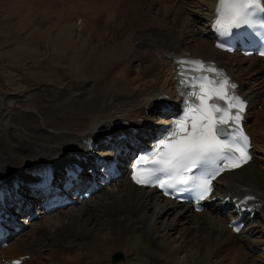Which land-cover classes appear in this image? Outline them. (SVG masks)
Wrapping results in <instances>:
<instances>
[{"label":"bare ground","instance_id":"1","mask_svg":"<svg viewBox=\"0 0 264 264\" xmlns=\"http://www.w3.org/2000/svg\"><path fill=\"white\" fill-rule=\"evenodd\" d=\"M70 1L81 4V6L84 4L93 12L96 10L109 12L112 15L119 14L116 6L119 0ZM2 2L15 12L23 10L20 0H2ZM155 3H159L161 10L171 12L170 10L175 8L173 5L179 4V0H133L123 3L120 9V13L128 18L125 23L128 32L122 42L126 46L128 43H134V51L129 55L132 58H126V65L121 63L119 66V71L126 70V74L122 75L123 79L117 75L115 76L116 81L96 77L94 86L91 85L93 87L92 98L88 99V94L86 96L88 100L85 102L77 97L71 100V96H68L69 101L60 99L48 106L39 94L25 100H16V98L9 104L1 105L0 103V119L7 122V127L0 129L1 183L6 184L15 180L40 181L41 177L35 173L33 168L31 169L33 165L49 167L52 171H57L62 168V165L76 161L80 157L90 160L87 151L86 154H80L77 150L86 140L100 142L99 140L107 134H115L119 131L116 125L125 122L136 124V119H142L157 110L160 97L171 91L173 93L174 90L176 92V83L169 82L167 79L169 77L165 74H169L173 81L176 70L182 66L178 65V61L203 59L226 68L225 70L229 71L233 78L241 84V93L245 94L251 106L257 107L256 117L250 125L255 127L253 134L261 132V138L264 140V72L262 75L257 74L264 70V64L260 59L243 58L236 54L229 55L219 52L209 39V42L197 39L198 43L189 40L188 45H184L182 39L186 34L184 30L187 26L186 19L181 24L180 31L176 27L180 25L178 19L182 18L181 10L176 11L177 15L174 19L171 18V21L168 20L167 12L162 11V14L157 11L158 16H162L163 31L154 32L150 22L153 14H156L152 10ZM217 4V0L207 2L208 24L213 20ZM168 21L171 22L170 27H173L170 31L166 30ZM85 24V29L77 35L84 34L86 30L90 31L91 24L88 22ZM62 25L59 26L61 33L53 37L55 47L66 52L70 46L76 47L80 44L81 47L76 51L83 55L87 40L78 38L79 40L75 41L76 35L73 31H69L70 27ZM82 27L83 24L81 29ZM135 29H138V33H134ZM98 30L94 28L92 31L95 38ZM86 35L88 42L90 41L89 45H92L94 37L91 38L87 33ZM208 37L211 39L212 35ZM102 38L104 37L101 35V41ZM133 59L141 63L138 74L136 70L132 71L136 67L132 65ZM163 74L167 77L166 79ZM249 82L257 84L249 85ZM49 92L51 93L50 90ZM58 94L63 95L61 92ZM80 98L84 100L85 97L80 96ZM64 101L66 103L62 104ZM39 103L41 105L37 107ZM72 104L76 106L69 108ZM250 115L255 114L251 112ZM8 117L11 119H7ZM23 118H26L27 122L23 121ZM19 126L22 129H19ZM142 127L154 129L150 125H142ZM149 133V131L144 133L145 139L140 142L145 143L146 138L150 136ZM257 142L261 141L257 139ZM78 143L81 145L79 144L77 148ZM256 147L258 150V145ZM261 148V153H264V142ZM262 160L256 157L247 167L225 175L219 185L222 189L215 193L216 197L221 198L218 203H222L228 197H239L246 190L257 193L264 203V160ZM116 186L121 188L117 189L116 195L108 193L111 188L107 190L108 194H104L106 191L103 193L100 203L90 206L88 203L94 199L91 198L82 205L80 210L69 214L67 216L69 218L66 217L65 221L63 218L46 219L49 221L47 225L38 226L40 230H34L36 232L33 231L32 234H23L17 243H11L2 254L12 259L30 255L32 259L48 252L51 264H106L108 256L110 257L112 252L119 250L126 251L131 256L127 264H254L255 262L264 264L261 254L264 251L262 231L264 206L261 208V213H258L262 222L257 227L261 229L262 236L259 241H253L248 236L238 237L229 231L226 227L229 220L216 219L209 213H191L190 207H182L176 211L172 203L162 200L152 191L131 185L127 179ZM33 205L37 207L38 204ZM61 212L56 214L60 215ZM170 216L174 219L169 224L163 225L161 221ZM184 221L188 222L189 227L183 229V232L180 230L183 235H181L182 242L180 240L181 244L178 247L172 246L168 237L166 239L160 237L159 241L153 238L155 234L156 237L158 235L156 225L161 223L162 228L170 234L178 232ZM47 242H49L48 247L40 245L42 243L45 245ZM249 249L257 255L251 253ZM181 254L184 255L182 259L179 257ZM254 256L256 259L253 258ZM215 258L219 259L217 263L212 261ZM25 264L32 263L27 261Z\"/></svg>","mask_w":264,"mask_h":264},{"label":"rangeland","instance_id":"2","mask_svg":"<svg viewBox=\"0 0 264 264\" xmlns=\"http://www.w3.org/2000/svg\"><path fill=\"white\" fill-rule=\"evenodd\" d=\"M20 1L22 2L23 10L19 12L18 11L15 12V10H12L6 5V3H3L2 0H0L1 2L0 3V103L1 105L9 104L10 101H14V99L16 98H17L16 100H25L28 99L29 97H33V95L35 96L39 94H40L39 97H42V101L45 102L46 104L48 103V106L53 105L55 102H57L60 99L67 100L68 96H71V100L77 97L81 101L85 102L86 100L92 98V88H93L92 86H94L95 84L96 77L102 78L103 80L110 79V81L111 80L116 81L115 76L117 75L118 77L120 76V78L123 79L122 75L126 74V70L119 71L120 68L119 66L121 63L126 65L125 59L128 58L129 55L133 53L134 43H128V45L126 46L122 42L123 37H125L126 33L128 32L126 30L127 26L125 24L128 21V18L120 13V9L123 3L130 2L133 0H119V2L116 3L117 9L119 10V14L115 13L114 15L109 14V12L105 13L103 11L94 10L93 12L84 4L81 6V4H75L70 0H60V1L57 0L56 2L55 0L54 2L53 0H20ZM50 1H52L53 4ZM208 1L209 0H180L179 4H176L178 7L176 5H173L175 6V8H172V10H170L171 12H169L168 10H164V11L161 10L162 7L158 5L159 3H155L152 6L153 8L151 7L152 10L156 13L155 15L153 14V19H151L152 20L150 22L151 27L154 29L153 30L154 32L163 31V26L161 24L162 16L159 17L157 11L161 12L162 14L163 12L164 13L167 12L169 16L168 20L171 21L172 20L171 18L174 19L175 16L177 15L176 11L180 12L181 10L180 16L182 18L179 19L182 22L178 19L180 25H176L177 30L178 31L181 30L180 26L182 23H184L185 19H186L185 22H187L186 29H184L186 31V34H185V38L182 39V43L184 45H188L189 40L198 43L197 39L208 41L209 25L207 23L208 20L206 18L209 12L208 7H206ZM48 3L50 5H48ZM114 20L117 21L115 22ZM169 21L168 23H166L167 28L165 27L167 31H170L173 28L170 27L172 25H169L171 23ZM87 22L91 24V27L89 29L91 32L89 30H88L89 32H87L86 30L84 34L77 35L78 33L82 32L85 29L84 26L86 25L85 23ZM60 24L61 25L63 24L62 25L63 27L64 26L70 27L69 31H73V33L76 35L74 37L75 41H78L80 38L87 40L86 42L87 47L84 50L83 55L76 51L79 47H81L80 44L76 45V47H74V45L70 46L69 50L66 52L58 50L55 47V45L53 44V39H54L53 37H56L57 34H59V32L61 33V30L59 28V26H61ZM82 24L83 27L81 29ZM104 26L106 27V29ZM94 28L95 30L99 29L98 33L95 35L96 38L93 36L94 34H92ZM137 30L135 29L134 33L137 32ZM86 33L89 36H91V38L94 37V41L92 44L93 46L91 44L89 45L90 41L88 42V36L86 35ZM101 35L104 37L102 38L103 39L102 41L100 39ZM123 45L125 46L122 47ZM132 61H134V63L132 64L133 67L136 66L135 68H137V66H140L137 60L133 59ZM262 63H264V61ZM134 69H132V71ZM165 75L166 76L168 75L169 78H167ZM165 75H164V79L167 78L169 79L170 82L171 77L169 76V74H165ZM252 83L254 85L257 84L255 82ZM49 90L51 91V93L49 92ZM58 92H61V94L63 95H59ZM83 93H85V95ZM80 96L85 97L84 100L80 98ZM86 96L88 97V99ZM43 98L46 99L44 100ZM65 103L66 102L64 101V103L62 104ZM38 105L40 106L41 104L40 103L37 104V107H39ZM74 106L76 105L72 104L71 106H69V108ZM45 109L47 110L46 106ZM48 113H50V111H48ZM7 119H11V117H8ZM23 119H24L23 121L27 122L26 118ZM1 120L2 119H0V129L7 127L6 126L7 122H5V120L2 121ZM151 121L153 123H157L158 119L154 115ZM139 122H143V121L140 120ZM18 128L22 129L21 126H19ZM258 135L260 136V141H261L260 142L261 146H259V148H261L263 146L264 140H262L261 138L262 137L261 132H258ZM79 144L80 143H78L76 147ZM259 152L261 153L262 151L259 150ZM259 156L262 159L264 158V154H260ZM258 162L260 163V161ZM263 169H264V165H263ZM112 189L111 191H113ZM117 189H121V188L114 187V191L113 192L108 191V193L117 194ZM98 201L99 200L96 199L91 203V205H95ZM78 210L80 209H78V207H75V209L72 208L67 210L66 212L62 211L60 213V215L63 214L62 216L56 214L54 215L55 217L52 216L50 218L51 219L63 218V221H65L66 217L69 214H72L73 212H76ZM174 215L175 214H173V216ZM173 216L167 218L165 217L161 221V223L163 225L169 224L171 220L174 219ZM260 219L262 222V218ZM48 222H49L48 220L42 221L40 224L36 225V227L40 226L41 224L47 225ZM260 223L259 226L261 225ZM160 224L156 225V231L158 235L156 237L155 234L153 238L159 241V239H161L160 237L162 238L164 237V239L168 237L167 239H169L171 245L172 246L174 245V247H178V245H180L182 242L181 235L183 234L181 232H183L182 231L183 229L189 227L188 222L184 221L182 223L183 225L179 227V231H178L179 233L174 232L170 234L168 233V231H165L162 228V224L161 225ZM35 230H40V228H36ZM260 234L261 233H254V234L252 233L251 234L252 240L260 239ZM41 240L42 238L40 239V241ZM40 245L41 246L43 245L42 247H45L44 243ZM118 252H122L126 257V262L123 264H126L130 261L131 256L126 251H119V250L115 251L114 253L112 252L110 257L108 256L109 258L108 261L107 260L106 261L109 262V260H111L110 258L112 257V255ZM80 254H82L81 251ZM179 257L182 259L184 255L181 254L179 255ZM42 258L43 259L41 260L43 262L40 260L42 264H47L46 262H48L49 260L51 261V258L49 257L48 254L47 255L44 254ZM50 261L48 262V264H50ZM212 261L213 263H217L219 259L215 258ZM254 264H256V262Z\"/></svg>","mask_w":264,"mask_h":264},{"label":"snow or ice","instance_id":"3","mask_svg":"<svg viewBox=\"0 0 264 264\" xmlns=\"http://www.w3.org/2000/svg\"><path fill=\"white\" fill-rule=\"evenodd\" d=\"M216 15L213 27L220 36L234 38L242 35L241 29L259 30L264 36V0H219L216 7ZM254 35L253 32H249ZM261 44L259 54L264 56V40ZM217 47L226 48L221 41ZM178 65L185 63L193 65L191 69L193 79L185 82V73L180 71L179 83L189 89L181 91L183 108L181 115L173 119L167 133L160 138L152 147L150 153L137 158V163L150 159L156 155L160 146H164L167 152L162 163L168 164V168L153 166L149 176L145 179L136 175L137 166L133 165L132 179L137 184L146 186L161 183L162 173L171 176L172 172L180 176L179 185L184 187L195 186L198 189L197 199L210 198L215 190L212 181L226 170H236L246 165L253 159L251 155V141L247 134L241 130L243 114L246 110V101L235 91L237 85L229 78L215 79V76L206 73L219 74L221 72L216 66L205 61L194 59L178 61ZM205 81L214 83L215 88L205 91ZM158 113L164 115L169 108L168 97H160ZM217 100L227 101L221 109L216 104ZM195 107L192 116L188 113ZM231 127V131H229ZM127 135L130 132L125 130ZM125 133H117L110 144H115L119 136ZM115 151V147L113 148ZM162 150V149H161ZM188 173L189 175H184ZM176 188V185H168ZM168 194V193H166ZM252 199V197H249ZM199 210V209H198ZM233 230L239 233L243 225L233 222ZM19 264V261L15 262Z\"/></svg>","mask_w":264,"mask_h":264},{"label":"water","instance_id":"4","mask_svg":"<svg viewBox=\"0 0 264 264\" xmlns=\"http://www.w3.org/2000/svg\"><path fill=\"white\" fill-rule=\"evenodd\" d=\"M124 259V257L122 256V255H116L115 256V258H114V262H119V261H121V260H123Z\"/></svg>","mask_w":264,"mask_h":264}]
</instances>
